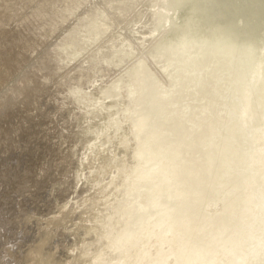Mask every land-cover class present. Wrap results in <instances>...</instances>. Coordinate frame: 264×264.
Instances as JSON below:
<instances>
[{
  "label": "rangeland",
  "instance_id": "374dc122",
  "mask_svg": "<svg viewBox=\"0 0 264 264\" xmlns=\"http://www.w3.org/2000/svg\"><path fill=\"white\" fill-rule=\"evenodd\" d=\"M262 57L264 0H0V264H216L214 193L238 188L227 177L245 174L247 134L264 130L241 124L255 82L264 110ZM176 144L180 172L159 169ZM138 168L158 178L138 182ZM261 197L250 231L263 236Z\"/></svg>",
  "mask_w": 264,
  "mask_h": 264
},
{
  "label": "bare ground",
  "instance_id": "6f19581e",
  "mask_svg": "<svg viewBox=\"0 0 264 264\" xmlns=\"http://www.w3.org/2000/svg\"><path fill=\"white\" fill-rule=\"evenodd\" d=\"M233 51L234 50L230 49L228 51L227 55L230 57L232 55L235 56V52H233ZM263 58L264 57H262V60H263ZM255 63L256 62L251 63L249 66H253L254 68H257L260 65L261 69L258 70V68H257V70L255 72L256 73L261 72V70L264 68V66H263L264 61L263 62L261 61L260 63H262V64H259V65L257 64L256 67H255ZM199 69L202 70L203 68H199ZM219 70H224V66L223 67L222 66L215 67L213 69V71H210L211 74H210L209 78L210 77L215 78L217 76V74L220 73ZM135 75H136L135 77L137 78V76H139L140 74L135 73ZM220 77H222V76H220ZM205 80L207 81L208 77H206ZM258 84H260V83L255 82V87L252 90H250V92H249V90L244 91V87H241V90L239 92V94L243 93V91L248 92V94H246V96L243 97V100H242L243 110L241 113V115H242V123L241 124H243V125H247V126L250 125L252 127H256V125L259 124L258 120H261V118H264L263 117L264 116V110L263 109L262 110L260 109V111L256 110V104L260 105L261 95H263L262 93H260V89H259L260 86ZM129 86L130 85L127 84V87H129ZM246 86H247V82H246ZM137 94H138V92H135V90H134V92L132 93V97H135V95H137ZM261 105H262V102H261ZM143 107H144V102L141 103L139 106H137V108H135L134 116H136V115L141 116L142 121L146 122V120H145L146 117H144V115H146V114H144L143 111H141L143 109ZM261 124H263V126H264V121ZM140 126H141V123L137 118V121L135 123H132V130L134 132L138 131L140 129ZM253 131L255 132V130H253ZM154 133H156V132L154 131ZM255 133H254L255 137H253L252 134L251 135L247 134V137H246L247 145L248 144H251V145H249L248 146L249 148H247L248 150L246 153V158L244 160H242L243 168L246 170L245 174L243 176H241L240 178H236L234 176V174L231 173V174H229V176L227 177V180H226L227 184L230 186H234L233 181H235L238 184V188H236V190H232V187L228 186V187H225L224 189L223 188L219 189V190H217V192L214 193L215 207H217V206H219V207L217 209H214L215 207L213 205L214 211L212 214L213 215L215 214L213 219H215V218L216 219H215V221L212 220L210 222L212 224L214 223V225H212L213 227L209 226V229H213V230L208 235V237L211 238L209 240V245L215 244L213 249L218 250V252L217 253L215 252L216 254L214 255L216 257V264L218 262L217 261L218 259L222 261V259L224 257L219 253V252H221V253L225 252V251H222V248L220 247V246H222L221 243H222V239L224 237H226V238L223 240V243L226 244V246L228 248L231 247V249L226 252V257H227L226 260L228 259V264H230L231 262L232 263L236 262V264H247L249 261L251 263V260H253V257H252L253 251H257V253H258V256L255 257L258 260V261L256 260L255 264H258L259 261H262L261 256L264 255V235L263 236L260 235V232H259V231H261L260 229H259L257 234H256L257 231H254V230H253V232L250 231L253 228V227H251L252 226L251 223L252 222H253V224L255 223L254 222L255 217H253V215H255L254 210H256V209L254 207H257L256 205L260 204L259 200H258L259 195L260 196L262 195L261 199L264 198V130L261 132L262 133L261 135L259 134L260 132L259 133L255 132ZM158 136H159V134H158ZM253 138H255V139H253ZM257 141L259 142V146H260V152H259L260 157H259V159L257 157L258 153L255 149V148H257V145H256ZM222 142H223V140H222ZM238 142H240V141H237L235 143V147L233 148L232 152H235V149L238 150L237 147H241V145H239ZM254 144L256 145V147ZM261 144L263 147H261ZM177 145L178 144L173 145V148L170 146L171 147L170 150L162 149L161 153H162L163 158H160V159H159L160 153H158L156 149H153V151L158 153V155L155 157V161L159 159V164H160L159 169H161V166H164L165 164L168 163L173 172H180L179 160L184 159L186 153H185V149H182L181 146H177ZM244 147H246V146H244ZM250 148H251V150H250ZM146 164H147V162H145V165ZM253 166H255L257 168L253 169L254 168ZM141 168H138V170H139V174L137 175L138 182H140V179L144 180L147 183L152 182V180H150V178H152V176L151 175L149 176V173L147 170L143 171V170H141ZM156 169H158V168H156ZM164 171H161V175L165 176V178H167V180H169L171 174L169 173L168 170L165 169V167H164ZM153 172H155V171L153 170ZM153 172L151 173L154 175V177L152 179H154V178L157 179L158 175L153 173ZM172 175H175V174H172ZM190 178L194 182L193 185H195V186L199 185L200 181H199V179L196 180L195 175H193ZM148 189H149L148 187L146 189L145 188H138L137 191L139 194L145 195L144 192H146ZM193 191H195V189H193L192 191H190V189H183L181 192H182V194H188L189 192H193ZM166 192L167 191L165 190L163 193L164 197H166V194H167ZM154 194L155 193H153V195ZM167 196L170 197V192L167 194ZM180 197H181V194H176L174 196L175 199H171V200L176 202V200H179ZM185 197H187V196H185ZM140 198L141 197H135V199H133L134 204H132V205H134V206L132 208H135L137 206V203L140 202L139 201ZM262 202H264V201H262ZM120 205L124 206L123 200H121V202H119V206ZM209 210L211 211V209H209ZM126 214H127L126 218L128 220L131 212L128 211V212H126ZM209 214H210L209 216L211 217L212 214L211 213H209ZM228 215H229L228 220H225ZM182 218L183 217L181 216V219ZM184 221H186V220H184ZM205 223L206 222L201 224V226H204ZM151 225H152L151 223H148L144 227L149 228L150 230H155V232H157V230H161L162 232H168L169 231V227L163 226V224L158 223V225H154V226H151ZM133 226H135V227L125 229L126 232H123V235L121 234L122 236H120V238H118L117 241L115 242L116 246H119V249H123V247L126 246V244L128 242L135 241L138 239V237L136 236L137 235L136 231L138 229H140V227L138 226V224H134ZM259 227H261V229H264L262 227V225H260ZM203 228L204 227L199 229L201 231V234H202ZM104 230L107 231L108 229H104ZM106 234H108V233H106ZM261 234H262V232H261ZM202 235H204V234H202ZM187 240H188V245L191 246L192 240H190V239H187ZM233 245H235V246L233 247ZM235 247H237V249H235ZM117 248H116V250H117ZM231 253L233 254V256ZM227 254H228V256H227ZM183 255H185L184 251H182L181 253H178L179 259H182ZM217 256L219 258H217ZM221 256H222V258H221ZM186 262H187L186 264L191 263V261H186ZM176 264H178V262H176Z\"/></svg>",
  "mask_w": 264,
  "mask_h": 264
}]
</instances>
